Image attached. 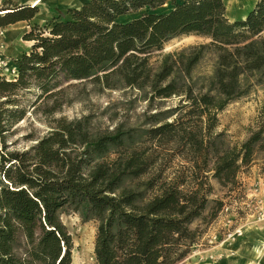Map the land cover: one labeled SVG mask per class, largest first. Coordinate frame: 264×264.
I'll return each mask as SVG.
<instances>
[{"label": "trees", "instance_id": "obj_1", "mask_svg": "<svg viewBox=\"0 0 264 264\" xmlns=\"http://www.w3.org/2000/svg\"><path fill=\"white\" fill-rule=\"evenodd\" d=\"M37 13L5 9L0 28ZM67 14L32 25L15 78L0 76V264H71L61 220L70 214L96 224L95 264H182L224 210L210 180L241 195L240 174L260 162L264 175V116L242 143L216 132L218 115L264 84V0L236 21L222 0H88ZM189 36L206 42L151 62ZM87 81L136 90L149 110L155 100L177 102L147 129L60 117L41 136L11 141L27 115L43 105L51 116L67 88Z\"/></svg>", "mask_w": 264, "mask_h": 264}, {"label": "rangeland", "instance_id": "obj_2", "mask_svg": "<svg viewBox=\"0 0 264 264\" xmlns=\"http://www.w3.org/2000/svg\"><path fill=\"white\" fill-rule=\"evenodd\" d=\"M256 0H236L239 6L237 9L227 12L230 21L241 14L242 9L248 10ZM224 5L226 0H222ZM21 5L33 6L23 0H0V15L4 14L5 9L15 8ZM37 7L38 13L44 12L46 18L34 17L30 22L9 25L6 28L18 25L23 27L13 40L5 37L4 42L0 43V76L7 80H13L17 70L15 62L20 56L29 52L31 43L23 40V35L29 31L34 24L45 25L53 19H69L68 10L76 8L74 6H64L58 9H47L40 4ZM226 8V5H225ZM240 10V12H239ZM230 13H232L230 15ZM130 17L124 18L129 20ZM245 19V18H244ZM2 29L0 28V40L2 39ZM1 42V41H0ZM203 38L196 36L179 37L168 41L161 52L153 53L151 62L157 64L161 55L169 52L178 51L182 48L205 43ZM4 46V48H3ZM208 64L203 65V70L207 71ZM34 98L33 94L27 95L25 101ZM57 101L62 104L60 109L52 114H42L41 105L36 114L28 116L26 120L18 126L17 133L12 140L20 136L31 133L33 130L36 136L43 135L47 130L46 120L51 118H65L74 120L81 117H89L90 123L95 128L101 130H113L117 126L125 128L147 129L152 121L149 119L156 112H163L176 104V99L158 101L155 100L149 110L147 101L142 94L132 89L107 90L92 84L91 82L74 83L67 88ZM25 102V103H26ZM52 103V102H51ZM50 103V104H51ZM264 116V84L256 85L252 90L239 100L229 104L218 115L217 133H223L226 142L234 145L244 142L252 132L256 131L260 119ZM41 134V135H40ZM24 143L17 141L18 147ZM1 149V148H0ZM261 156V155H260ZM259 156V158H260ZM261 163L253 165L248 171L238 176V182L243 187V192L239 195L236 192L229 193L228 189L221 188L214 180H210L213 188L212 199L224 201V210L209 226L207 234L199 245H196L182 264H199L204 257V251L210 247L219 245L226 241H235L241 237L247 223L264 221V175H261ZM0 177V186H3ZM230 194V195H229ZM244 196V197H243ZM243 197V199H241ZM62 223L70 233L74 248L72 251L71 264H95L94 243L96 236V224L94 222H83L77 215H62Z\"/></svg>", "mask_w": 264, "mask_h": 264}, {"label": "crops", "instance_id": "obj_3", "mask_svg": "<svg viewBox=\"0 0 264 264\" xmlns=\"http://www.w3.org/2000/svg\"><path fill=\"white\" fill-rule=\"evenodd\" d=\"M228 2L229 0H226V6ZM254 5L255 3L252 4L251 2L248 10H245L243 13V17L236 13V18H238V20L246 18ZM243 11L242 9V12ZM226 12H229L228 9H226ZM231 14L232 13H230V15ZM232 20L236 21V19ZM15 24L21 25L22 22H17ZM18 25L12 26L17 28L16 33L12 30V27L10 30L7 28L2 29V39L0 43L4 42L5 37H7L8 40H13L19 33H22L23 27H19ZM4 31L6 32L5 37ZM203 254L204 257L202 262L199 261V264H264V221L247 223L241 237L233 242L226 241L210 247L206 249Z\"/></svg>", "mask_w": 264, "mask_h": 264}, {"label": "bare ground", "instance_id": "obj_4", "mask_svg": "<svg viewBox=\"0 0 264 264\" xmlns=\"http://www.w3.org/2000/svg\"><path fill=\"white\" fill-rule=\"evenodd\" d=\"M26 3H30L31 5H37L40 4L42 7L47 8V9H58L59 7H64L66 5L68 6H74L76 8L81 7V4L83 2H86L88 0H23ZM247 8H249V5H246ZM238 8V3L235 0H229V2L227 3L226 9H228V11L231 12V10L233 9H237ZM240 12V10H239ZM245 11H243L241 14H239V16L243 17V13ZM227 15V12H226ZM40 18H46L44 16V12H40V14H36L35 17H39ZM12 30L16 33L17 32V28L16 27H12Z\"/></svg>", "mask_w": 264, "mask_h": 264}]
</instances>
